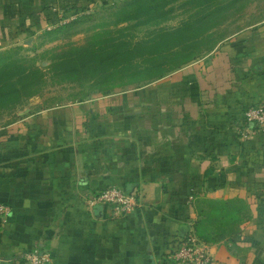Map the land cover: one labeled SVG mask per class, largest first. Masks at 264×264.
<instances>
[{"label":"crops","instance_id":"1","mask_svg":"<svg viewBox=\"0 0 264 264\" xmlns=\"http://www.w3.org/2000/svg\"><path fill=\"white\" fill-rule=\"evenodd\" d=\"M118 1L0 0V52ZM256 105L264 22L141 88L0 130V202L12 212L0 264L35 250L54 264H177L171 251L214 204L233 207L237 229L209 241L216 264H264V133L243 134ZM110 186L139 198L137 209L117 218L91 206Z\"/></svg>","mask_w":264,"mask_h":264},{"label":"rangeland","instance_id":"2","mask_svg":"<svg viewBox=\"0 0 264 264\" xmlns=\"http://www.w3.org/2000/svg\"><path fill=\"white\" fill-rule=\"evenodd\" d=\"M264 22V0H119L0 52V130L135 90Z\"/></svg>","mask_w":264,"mask_h":264},{"label":"built area","instance_id":"3","mask_svg":"<svg viewBox=\"0 0 264 264\" xmlns=\"http://www.w3.org/2000/svg\"><path fill=\"white\" fill-rule=\"evenodd\" d=\"M52 30V29H49ZM247 133H264V105L250 107L245 114ZM139 198L129 194L118 186H110L96 194L90 201L91 206L112 207L114 216L123 218L134 212L139 206ZM11 208L0 202V224H4L11 216ZM168 260L177 264H216L210 254L209 245L202 243L194 234L184 238L177 250L171 251ZM21 264H54L52 255L48 252L35 250L24 255Z\"/></svg>","mask_w":264,"mask_h":264},{"label":"trees","instance_id":"4","mask_svg":"<svg viewBox=\"0 0 264 264\" xmlns=\"http://www.w3.org/2000/svg\"><path fill=\"white\" fill-rule=\"evenodd\" d=\"M211 209L213 213L207 215L204 222L201 221L196 226V230L187 233L184 235V238H187L190 234H194L199 241L209 245V241L211 240L237 232L236 227L233 225L235 223V213L232 211V206L214 204Z\"/></svg>","mask_w":264,"mask_h":264}]
</instances>
